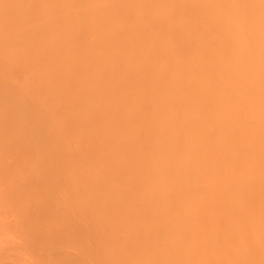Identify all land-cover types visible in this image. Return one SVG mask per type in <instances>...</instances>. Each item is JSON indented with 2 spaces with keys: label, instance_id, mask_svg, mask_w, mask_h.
Wrapping results in <instances>:
<instances>
[{
  "label": "bare ground",
  "instance_id": "bare-ground-1",
  "mask_svg": "<svg viewBox=\"0 0 264 264\" xmlns=\"http://www.w3.org/2000/svg\"><path fill=\"white\" fill-rule=\"evenodd\" d=\"M0 264H264V0H0Z\"/></svg>",
  "mask_w": 264,
  "mask_h": 264
}]
</instances>
